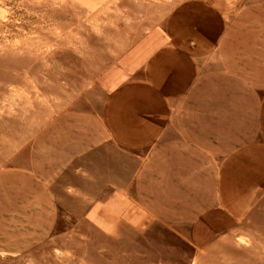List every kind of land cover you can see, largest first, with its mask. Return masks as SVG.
<instances>
[{
	"label": "crops",
	"instance_id": "obj_1",
	"mask_svg": "<svg viewBox=\"0 0 264 264\" xmlns=\"http://www.w3.org/2000/svg\"><path fill=\"white\" fill-rule=\"evenodd\" d=\"M214 1L218 12L180 8L166 42L142 64L133 52L124 66L133 75L99 109L61 113L27 155L26 148L16 154L26 164L6 169L0 195V239L17 243L15 253L22 243L32 250L48 240L58 220L56 194L91 201L86 216L101 211L136 227L150 219L185 229L197 250L232 232L233 251L244 238L264 252V8L246 12L245 41L232 49L230 40L222 54L231 76L206 85L203 67L226 39V18L246 2ZM232 73L242 95H232ZM245 100L250 107L241 108Z\"/></svg>",
	"mask_w": 264,
	"mask_h": 264
},
{
	"label": "rangeland",
	"instance_id": "obj_2",
	"mask_svg": "<svg viewBox=\"0 0 264 264\" xmlns=\"http://www.w3.org/2000/svg\"><path fill=\"white\" fill-rule=\"evenodd\" d=\"M214 3L0 0V195L5 192L6 169L26 164L16 154L26 148L22 154L27 155L47 123L73 108L99 109L108 91L133 75L134 67H124L126 59L137 50L141 53L137 64H142L166 42L172 15H181L178 10L184 7L218 12ZM257 5L264 8V0H246L236 17L226 18L227 36L203 67L204 84L212 85L213 77L231 76L232 66L223 63L222 54L230 40L232 49L245 41L250 20L246 12ZM188 16L182 15L189 20ZM238 84L232 73V85L237 86L232 95H242L243 84ZM250 104L245 100L240 107ZM55 197L58 220L48 240L32 250L24 249L30 243H22V252L15 253L17 243L0 239L5 247L0 248V264H261L264 252L251 250L254 244L244 238L237 239L232 250V232L223 241L197 250L185 229L150 219H145L146 226L136 227L127 220L103 218L107 214L101 211L100 217L86 216L93 203L84 196Z\"/></svg>",
	"mask_w": 264,
	"mask_h": 264
}]
</instances>
